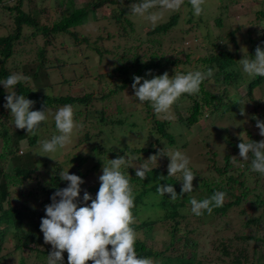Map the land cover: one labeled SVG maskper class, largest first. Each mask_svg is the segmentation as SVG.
<instances>
[{
  "label": "rangeland",
  "instance_id": "obj_1",
  "mask_svg": "<svg viewBox=\"0 0 264 264\" xmlns=\"http://www.w3.org/2000/svg\"><path fill=\"white\" fill-rule=\"evenodd\" d=\"M72 1L73 7L76 8L82 7L86 0ZM89 1L95 2L96 0ZM4 2L7 5H1L0 7V36L6 35L14 27L16 12L14 10L10 11L8 7L17 5L18 0H5ZM125 2L134 3V1ZM22 3V7L26 11L34 9L29 11L32 15L36 16L40 24L48 26L55 20H58L63 12L69 14L72 9V5L63 2V0H23ZM260 6L262 13H264V0H206L204 12L200 16H196L188 0H185L181 10L178 11V23L176 27L181 30L190 28L191 25L196 24L198 29L191 30L185 37H181V34L174 30L173 34L169 36L173 42L167 49L168 52L171 51L173 53L170 57L183 58L188 53L191 59L197 58L206 53L198 49L199 43H204L209 47V45L214 46L212 44L213 40H218L228 48L231 46V49L237 44L239 59L236 66L243 71L240 60L248 58V51L254 47V44L264 41V15L260 20L258 16H261V14L257 13ZM150 11L160 12L163 10L155 8ZM174 13L163 11V16L158 23H164ZM128 19L134 28V31L131 30V27L126 28V33L130 37L135 34L142 36L144 32L150 29L149 27L153 26L146 19L136 17L132 13L128 15ZM103 28L102 21L99 20L97 22L93 20L91 14L88 13L86 22L80 23L75 28L70 29L77 34V39L79 40L83 36H88L90 45L86 46L83 44L84 47H82L68 33L49 35L38 33L34 35L32 27L24 26V34L15 43L12 55L4 62L5 68L11 75H24V71L28 72L26 76L31 79L29 81H21V84L31 90H36L38 94L44 95L47 92L51 96L58 97L60 95L80 96L91 93L88 103L73 106L75 110L74 120L78 127L74 129L72 142L64 149L56 153L41 152V143L43 141L51 140L53 136L60 134L55 126L54 114L59 108L63 107L61 105L46 107L48 119L46 122H42L37 130L35 134L37 140L34 145H29L26 137L32 134H26L25 137L19 139L18 153L24 154L27 150L31 149L32 155L40 169L32 174L23 184L12 187L11 197H15L12 202L26 206L29 210L42 208L40 200L45 197L36 190V186L38 187L39 183L49 178V174L54 171V165L56 164L62 168V171H69V174H75L77 163H81L80 169L83 172L98 164V180L99 176L102 175L101 170L105 156L101 153H95L93 148L96 145L100 144L103 149H107L108 147L119 149L124 144H127L129 147H138L151 142L154 147L162 150L163 154H172L175 151H180L186 155L190 160L189 168L197 176L193 181L194 191L186 193L189 197L185 203L187 207L184 208L187 211V215L185 220L179 223L180 231L176 233L177 236L181 235V239L179 241L174 240L173 242L170 240V225L173 223L172 220H158L154 223L152 228L154 232L153 238H150V235L147 236L141 229L136 232L137 237L144 240L152 249L156 251L163 250L168 255L171 253L172 256L181 255L183 250L188 252L187 255L190 252L196 251L197 259L202 264H233L224 253L222 255L225 259L223 260V257H220L223 245H227V248L230 249L233 255L236 251L245 247L246 251L243 252L252 259L254 248L264 246V208L262 206L256 207L255 205L248 206L247 201L254 199L252 193L248 195L244 203L232 207L226 214L208 216L204 222L199 220L200 216L192 213L190 200L195 198L199 201L198 195L200 194L201 187H198V183L200 177L205 178L209 183H211L214 177L218 180L224 178V176L215 174L212 168V160L221 164L223 155L226 153H231L242 160L239 157V152L233 153L232 146L227 143L229 138L240 141L239 134L244 132L242 139L247 141L250 139L246 132L248 129L252 135L256 136L258 141L264 139V137L259 135L255 119L259 118L261 121H264V87H256L253 99H250L244 83L235 86L237 84L225 85L223 82H220L221 87H226L228 94H230L225 100L229 102L238 100L235 109L224 113L221 117L213 115V117H210L207 115L208 113H204L199 122L188 127L183 125L180 127L171 122L168 125V131L173 134L175 141L170 143L166 138H160L159 142H156L155 137L159 134L155 135L152 132V129H154L152 118L154 110L151 104L139 102L134 97V90H130L128 87L126 90H111L114 89L115 84L119 83L118 71L115 70L117 65V62H115L116 55L119 57L123 52L133 51L134 48L132 46L137 44L139 40L136 43L133 39L128 42L127 38L124 37L123 40L125 41H123L121 37L123 32L119 30L112 31L114 32L113 36L109 37L106 31L103 32ZM119 36L121 40H117ZM194 36L197 37V40H195ZM139 39L143 40L141 37ZM117 44L122 46L117 48L118 53L116 55H114L115 53L108 55L106 51L99 55L94 50V48L99 47L102 50L116 51L114 48H116ZM43 45L46 47L45 57L50 62H55L57 58L66 60V65L62 70H58L55 66L51 67L50 64L46 68L49 73L47 76L43 74L42 70L35 75L33 74L37 64L38 49ZM72 45L75 47L71 48ZM191 67L193 66L186 63L172 64L168 68V73L170 76H174L176 73L187 74L191 72ZM32 69L33 71H31ZM219 79L221 80V76H219ZM204 86L205 88H210L207 84H204ZM15 90L16 87L7 89V95L8 92ZM212 90L217 92L215 88ZM106 93L108 95L104 96ZM26 98L28 97L26 96ZM182 99L177 102L179 106L176 110L180 112H183L182 107L189 103L186 98L183 102ZM2 100L0 102V112L4 109L5 113L10 116L8 121L10 135L14 136V132H19L21 129L15 128L14 117L10 114V110L3 106L6 103L5 97ZM30 100L33 99L30 98ZM240 107L245 108V116L240 115ZM44 108L37 107L34 109L43 110ZM0 119H2V116ZM86 133L89 135L88 139H84ZM1 147L0 136V151ZM20 150L21 152H19ZM38 153L50 155L51 158L41 156ZM161 160H163L164 167L167 169L170 163L169 157L166 155L162 156ZM2 164L0 160V168ZM131 165L138 166L135 156L131 157ZM43 166H46V168H42ZM11 171L12 165L7 163L3 167V172L7 173ZM175 177L179 180L178 183L182 187V181H180L182 174L178 173ZM220 183L224 184L223 180H219L214 184L219 185ZM91 184L92 181L90 179H84L81 189L87 190ZM19 188H21L20 195ZM30 191L36 192L37 196L28 194ZM97 192L95 191V196ZM147 207L146 209L145 207H141L139 211L135 214L133 213L135 223H139L143 219H156L163 212L161 208H158L154 204H150ZM244 209L246 210L245 212H243ZM249 217L258 218V222L247 224L246 220ZM241 234L256 236L259 240L248 239L247 242L242 241L237 238V235ZM184 235H188L194 239L197 243L196 247L187 248L186 244L183 243L185 239ZM14 242V239L5 242L2 254L6 256L0 260V264H20L22 257L26 259V264L39 263V258L36 257L34 250L28 248L15 250ZM47 245L51 247L50 244ZM33 246H36V244H33ZM37 246L43 248V245ZM148 258H151L154 264H160L161 260H163L160 256L155 257L151 255ZM263 261L264 258L257 260L256 263ZM185 263L186 259L182 257L175 260V264ZM89 264H92V262L90 261Z\"/></svg>",
  "mask_w": 264,
  "mask_h": 264
},
{
  "label": "trees",
  "instance_id": "obj_2",
  "mask_svg": "<svg viewBox=\"0 0 264 264\" xmlns=\"http://www.w3.org/2000/svg\"><path fill=\"white\" fill-rule=\"evenodd\" d=\"M4 1L5 0H0V7L1 5H7ZM22 1L23 0H18L17 5L8 7L10 11L14 10L16 12L14 16V27L10 32L8 31L6 35L0 36V81L5 80L11 75L5 68L4 62L12 55L15 43L18 42L22 37V34H24V26L32 27L34 30L32 33L34 35L38 33L43 35L68 33L72 39L78 41L80 46L84 47L83 44L89 46L90 43L88 36H83L79 40L77 39V34L70 30L78 26L80 23L86 22L88 13L91 14L93 20L97 22H99V20L102 21L104 26L103 32L106 31L107 36L112 37L114 33L112 31L119 30L123 32L121 34L122 40L124 37L127 38L128 42L133 39L136 43V41L139 40L137 44L132 46L134 48L133 51H129L127 53L123 52L122 55H119V57H117L116 53H118L117 48L122 46L120 44H117L116 48H114L116 51L102 50L99 49V47L94 48L99 55H101L104 51H106L108 55H113V53L116 55L115 62H117V65L115 70L118 71L119 83L115 84L114 89L111 90H126L127 87L130 90H133L131 85L133 83L134 75L144 77L145 79H151L153 76L162 75L166 71L168 72V68L169 66H172V64H189L190 66H193L191 67V72L201 71L206 73L208 69L212 70L213 75L204 80L200 86L199 93L194 95L184 94L181 97L183 98L182 102L185 101V98L189 102L188 105L182 107L183 112L176 110L179 106L178 103L173 106L174 118L172 120L157 118L156 114L152 113L154 122V129H152V132L155 135L159 134V137H155L156 142H159L160 138H166L170 143L175 141L173 134L168 131V125L171 122L179 125L180 127L182 125L188 127L199 122L204 113H208L207 115L210 117H221L224 113L235 109L238 100H234L233 102L226 101L225 98H228L230 94H228L226 87H221V84H219L220 82H223L225 85L237 84L235 86L244 83L250 99H253L256 87H264V77L249 76L236 66L237 60L239 59L237 44H235L234 48L230 51L225 44H221L218 40H213L212 44L214 46L209 45L208 47L204 43H199L198 49H201L206 53H203L197 58L191 59L188 53L185 54L183 58L170 57L173 53H171V51L168 52L167 49L173 42V40L169 37L173 34V31L175 30L181 34V37H185V35H187L191 30L198 29L196 24L191 25L190 28H184L181 30L177 28L178 12L171 14L169 19H167L164 23H158L155 26L149 27L150 29L144 32L142 36H140V34H135L130 37L129 34L126 33V28L131 27V30L134 31L133 25L128 19V15L131 13V4L125 1L140 3L142 0H96L95 2L86 0L82 7L76 8L73 7L72 0H63V2H67L72 5L71 12L69 14L63 12L60 15V18L55 20L49 26L46 24H40L36 16L32 15L29 11L34 9H28L26 11L22 7ZM261 6L257 11L258 14H261V16H258L260 20L264 15V13H262ZM99 27L101 28V26ZM121 37L119 36L117 40H121ZM139 37L143 38V40H140ZM195 40H197V37H195ZM232 40L234 41L233 38ZM257 46L264 49V41H261L259 44H254V47L248 51L249 59L254 58ZM74 47V45L71 46V48ZM45 49V45L38 49L36 58L37 64L35 66V71L33 72L34 75L42 70L43 74L47 76L49 73L46 68L50 64L51 67L55 66L58 70H62L66 65V60L63 58H57L55 62H50V60L45 57ZM31 71H33V69ZM149 71L152 73L151 76L146 75ZM23 74V76H26L28 75V72L24 71ZM219 76H221V80L219 79ZM204 84H207L212 89L215 88L217 92L208 87L205 88ZM15 87V92L18 95H25L29 99L32 98L36 102L34 107L30 110H36L34 108L37 107L41 108L56 105H82L88 103L91 98V93H86L80 96L60 95L58 97H54L49 94L41 95L36 91L23 86L21 82ZM6 95L7 89L4 88L3 84H0V102L3 101L2 99L6 97ZM106 95L108 94H104V96ZM0 115L2 116V119H0V136L2 142L0 160L3 163L0 168V260L6 256L2 254L5 242L14 239L15 250H23L24 248L34 250L36 257L39 258L38 264H47V256L51 252L52 247L44 243L43 233L40 231L41 219L45 217V206L51 203V196L58 188L66 187L68 182L60 179L59 173L62 172V168L56 164L54 165V171L49 174V178L39 183L40 185L38 187L36 186V190L42 194L43 197H45L40 200V206L42 208L29 210L26 206L12 202L13 198H15L11 197L12 187L23 184L32 174L39 170L40 167H38L37 162L32 155L31 149L27 150L24 154L17 153L19 139L26 136V130L14 132L15 135L11 136L8 124L10 116L5 113L4 109L1 110ZM246 132L251 140L258 142L256 136L252 135L250 130L247 129ZM26 137L29 145L35 144L37 140L36 135H29ZM88 137L89 135L86 133L84 139H88ZM240 142L241 140L238 141L233 138H229L227 140V143L232 146L233 153L235 154L239 152L238 144ZM93 149L96 154L101 153L105 156V161L103 163L106 165L110 162V159H115V157L118 158L119 156H124L126 159L130 167H124L122 168V171L125 174H129L130 183L133 187L135 196V207L133 209L134 214L139 211L141 207H145V209L148 208L147 206L150 204H154L163 210L162 214L156 219H143L139 223H134L132 227L135 232L141 229L143 233H146L147 236L150 235V238H153L154 232L152 231V228L154 223L158 220H172L173 223L170 225V240L172 242L174 240L179 241L181 239V235L177 236L176 233L180 231L178 226L179 223L186 218L187 211H185L184 208L187 207L185 203L189 197L186 193L181 194V186L178 183L179 180L175 176H168V171L164 167L165 164L163 163V160H161V157H157L156 163L151 160H147L150 156L157 155L162 150L154 147L151 142L147 145L138 147H129L127 144H124L123 147H120L119 149H114L113 147L103 149V147L99 144ZM134 156L135 161L138 162V166L131 165V157ZM6 161L12 165V171L4 173L3 167L7 164ZM80 164L81 163H77L75 167V175L80 176L83 180L90 179L92 181V184L89 188H87V190L81 189L80 200L82 199L84 191H87L94 199L95 191L97 192L100 187V182L98 181L99 179L97 180V169L99 168V165L96 164L91 169L83 172L80 169ZM144 164H147L152 171L148 173L145 180H141L136 177L135 168H139ZM42 168H46V166H43ZM212 168L216 175L224 176V178L219 179L223 180L224 184H214L219 181L216 177L212 179L211 183H209L205 178L200 177L198 187H201V191L198 195V199L200 201L205 198H210L216 191L225 192L226 199L223 207L214 208L211 215H209L205 210L204 214L200 216L199 220L201 222H204L205 218L208 216L226 214L232 207L238 206L240 203H244L250 193L253 194L254 199L247 201L248 206L255 205L256 207L262 206V208H264V175L251 171V160L242 161L237 156H234L231 153H226L223 155L221 164L212 160ZM161 184H170L175 188L178 194L175 201L170 198V194L160 196L157 193V188ZM18 190L20 195L21 188ZM28 194L37 196V193L33 191H30ZM88 203L90 204L91 201ZM245 211L246 210L244 209L243 212ZM257 222L258 218L255 217H249L246 220L247 224ZM184 238L183 243L186 244L187 248L196 247L197 243L194 239L188 235H184ZM237 238L246 242L248 239L259 240L256 236L244 234L237 235ZM33 244H36V246H33ZM37 245H43V248H40ZM108 247L111 248L110 245ZM244 248L245 247L236 251L233 255L230 249L227 248V245H223L220 257H223L222 254L224 253L229 257V261L233 264H264V261L256 263L257 260L264 258V246L254 248L252 259H250L248 255L243 252L246 251ZM135 249L138 257L148 258L151 255L155 257H162L163 260H161L160 264H175V260L179 257L186 259L185 264H202V262L197 259L196 251L190 252V254L187 255L188 252L183 250L181 255L172 256L171 253L168 255L163 250L156 251L155 249H152V247L147 245L144 240L139 238L136 240ZM63 255L64 264H68V254L65 252ZM222 259L224 260L225 258L223 257ZM20 264H26V259L24 257L20 259Z\"/></svg>",
  "mask_w": 264,
  "mask_h": 264
},
{
  "label": "clouds",
  "instance_id": "obj_3",
  "mask_svg": "<svg viewBox=\"0 0 264 264\" xmlns=\"http://www.w3.org/2000/svg\"><path fill=\"white\" fill-rule=\"evenodd\" d=\"M188 2L194 15L200 16L204 12L206 0ZM184 3L185 0H142L140 3L131 4L130 11L134 16L146 19L155 26L162 18L163 11L178 12ZM155 8L163 11H150ZM229 50L231 51V46ZM240 63L243 71L249 76L264 77V49L260 46L256 47L254 58H243ZM146 75L151 76V71ZM212 75L211 69L206 73L195 71L187 74L176 73L174 76H170L166 71L151 79L134 75L131 87L134 97L141 103H150L158 118L172 120L173 106L180 98L184 94L199 93L201 84ZM30 79L13 74L0 81V84H3L5 89H12L21 81ZM5 100L3 106L9 109L14 117L15 128L26 130L27 134L35 135L42 122L48 119L46 107L43 110H30L36 102L25 95L12 91L8 92ZM74 111V107L67 104L55 112V126L60 134L41 143L42 153H56L72 142L74 129L78 127L74 120ZM240 115H246L244 107H240ZM255 119L259 135L264 137V121ZM243 134L244 132L239 134V157L244 161L251 160V171L264 175V139L258 142L251 139L245 141L242 139ZM165 155L170 159L167 166L168 176L182 174L181 194L193 192V181L197 175L189 168L190 160L186 155L180 151L172 154H163L160 151L147 160L157 162V157ZM41 156L51 158L50 155ZM124 167H130L124 156L110 159L107 165L103 163L102 175L99 176L100 187L95 198L84 191L82 201L80 193L84 180L78 175L69 174V171L59 173L60 179L68 182L67 186L58 188L51 196V203L45 206V217L40 223L44 243L52 247L47 256V264H64L65 252L68 254V264H89L90 261L92 264H154L151 258L138 257L135 249L138 238L132 227L136 222L133 214L135 196L129 174L122 171ZM150 171L152 169L144 164L135 168V175L145 180ZM157 193L160 196L170 194L173 201L178 196L170 184H161ZM225 199L226 193L223 191H216L210 198L200 201L192 198L191 211L196 216H202L205 210L211 215L214 208L223 207Z\"/></svg>",
  "mask_w": 264,
  "mask_h": 264
}]
</instances>
